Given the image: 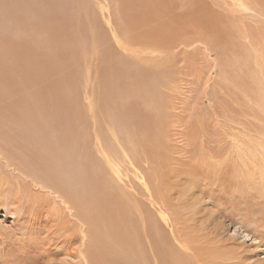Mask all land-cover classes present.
<instances>
[{"label":"rangeland","instance_id":"374dc122","mask_svg":"<svg viewBox=\"0 0 264 264\" xmlns=\"http://www.w3.org/2000/svg\"><path fill=\"white\" fill-rule=\"evenodd\" d=\"M232 1L0 0V106L7 109L0 107V115L8 116L6 121L0 116V148L6 149L3 152H10L14 150L13 146L19 144V137L14 130L12 132L11 126L3 127L2 122L9 123L11 120L24 126L29 123L41 126L43 124L39 121L44 116L54 119L55 123L62 116L71 132L78 128L83 138L80 144L85 145L84 154L92 159L85 160L87 172L97 179L86 180V184L96 192L90 188L87 191V194L95 193L88 196H91L89 200H94L88 203L89 206L95 205L88 209H91L88 212L89 239L92 242H89L88 256L91 264H137L142 252L147 255V264H176V259L171 262L169 257L174 252L179 253L175 246L179 243L183 247L187 243L190 250L193 248L198 255L184 248L181 254L187 251L189 256L185 262L200 264L203 260V264H209L203 249L211 247L209 252L215 256L213 258L224 260L229 256L226 246L236 244V247L242 248V240L236 241L235 237L230 239L224 234L227 231V234L236 232L233 224L247 219L249 223L252 221L250 224L246 222L250 231L257 228L264 231V0H243L252 8V12L245 13ZM8 108L11 110L8 111ZM94 135L98 137L96 140ZM13 140L16 141L11 144ZM97 140L107 151L118 149V144L123 146V150L130 151L128 158L132 164L156 153H160L161 157L163 153L165 157L170 155L167 157L176 164L179 161L176 162L175 158L185 163L187 155L189 159L186 163L190 157L200 159L199 162L203 160L201 164L193 160L198 167L203 164L202 172L198 167L199 170H194L197 168L194 165L191 167V162L190 168L195 172L191 174L190 171V180L181 176L184 186L180 182L176 191L172 190L176 196L182 192L177 198L183 200V206L186 204L189 209L197 206L195 210L198 212L193 218L199 220L190 222L188 235L180 242L168 237L167 228L160 224L161 219L159 221L156 215L157 204L147 202L146 194L135 189L134 183L131 185L132 167L125 160L128 171L120 169L119 175L115 176L103 156L94 150ZM231 141L241 142L239 148H245L244 154H240L242 148L232 147ZM22 144L27 145L23 140ZM233 153L241 155L238 157L239 160L243 158L244 166L232 164ZM209 158L218 162L212 163ZM113 161L119 168L123 165L122 159ZM186 163L184 165L188 168ZM206 164L211 171L205 168ZM143 165L141 167L145 168L146 165ZM216 165H221L217 169L218 175ZM203 170L209 173L210 178ZM251 170L258 172L257 175ZM196 171L203 174L192 179L191 175H198ZM202 177L209 180L208 184L204 180V185ZM90 180L96 184L94 188ZM215 180H219L218 183ZM192 181H197L198 187ZM191 183L196 187L193 184L189 189ZM202 187L204 192L209 191L208 195L201 193ZM139 208H143V213ZM202 211L209 213L201 216L205 215ZM140 215L144 219L156 215L147 222L142 219L146 229L151 228L162 237L153 235L154 238H150L152 253L148 251V242L144 240L141 243V239L135 238L137 230L142 227ZM10 221L12 216L7 214L5 217L0 207L3 229L0 237L3 241L5 239L4 244L0 241V249L7 246L11 250L13 248L5 253L7 257H3L7 264H21L24 245H29V241L26 240L23 245L13 236L10 238L2 233L14 227ZM96 227L101 236L106 235L102 231H110L107 235L112 243L106 236L98 237ZM127 227L129 229H125ZM206 227L215 228L217 234L213 228ZM192 228L195 233L198 232L196 236H191L194 233ZM209 232L216 235H208ZM222 234L225 236L220 240ZM33 244L37 245V241ZM216 244L224 247L220 249ZM220 250L221 253H215ZM164 260L167 262L164 263ZM250 260L244 259V263Z\"/></svg>","mask_w":264,"mask_h":264},{"label":"bare ground","instance_id":"6f19581e","mask_svg":"<svg viewBox=\"0 0 264 264\" xmlns=\"http://www.w3.org/2000/svg\"><path fill=\"white\" fill-rule=\"evenodd\" d=\"M232 3H233V5L238 7L240 10L244 11V13L247 12V11H251L252 12V8L248 4H246L245 1H243V0H233ZM218 5H219V3H218ZM260 16L262 17L261 14H260ZM237 29H238V27L236 28V30ZM159 51H161V50H159ZM159 53H161V52H159ZM140 55H139V57H140ZM153 55L155 56L156 54H153ZM133 56L135 57V55H133ZM140 75H142V74H140ZM161 81H163V80H161ZM173 88H174V86H173ZM115 102H117V101H115ZM41 104H43V103H41ZM1 108H3V106ZM11 108H12V106H11ZM3 109H5V108H3ZM9 109L10 108H8V111H9ZM39 109L41 110V107ZM5 110H7V109H5ZM8 111H5V112H8ZM2 112H4V111L2 110ZM45 112H46V110H45ZM8 115L10 116L9 112H8ZM0 116H1V118H4L5 121H6V118H8L7 114H6V116H7L6 118L4 117V115L3 116L0 115ZM31 117H33V116H31ZM60 117H61V119L58 120L55 123L54 119H50V118L48 119V117L44 116L39 121V124H43L41 126L40 125L36 126V125L30 124V123L27 126H24V125L20 124V122H17V123H16V121L12 122L10 119H8V121L10 120L9 123L4 122V123H7L6 125L3 122L1 123L3 127L4 126H8V125L11 126L10 129H12V132L14 130L16 137H19V140H18L19 144H16L15 147L13 145H10V146H13V148H12V150L14 149L13 151L10 150V152H3L6 149L1 150V148H0V166L3 167V171L6 170V174H3V171L0 170V200H1V202L3 200V203L0 202V207L3 208V213H4L5 217L7 216V214H10L12 216V221H10V222L13 223L12 226H14V227H12L10 229H7V231L4 230V232H2V233L5 236H6V234L9 237L13 236L15 241L17 240L18 242H22L23 245H24V242L26 240L29 241V245L28 244L24 245V246H26L25 247V254H23V256L21 257V258H24V260L19 258L20 260H23V262L21 264H30V263H32V264H40L41 263L42 264L43 261H44V264H91L90 256H88L89 242H91L90 239H89V229H90L89 227H90V225H89V221H88L89 220V216H88L89 213L88 212L91 211V209L90 210H88V209L89 208H94L95 207V205H94L95 202H94V204L92 203L94 206H92V205H91L92 207L89 206V204L92 201H94V200H92V199H91L92 201L89 200L91 196L88 198V196L90 195L89 193H93V192H89L87 194V191H88V189L90 187L86 184V180H87V178L88 179L92 178L93 181H95L97 179L96 178L94 179V176H91V175H93L92 173L90 174L89 172H87L86 166L88 167V164L85 163V160L88 161V159H91V158H89L86 155V153L84 154L85 145L84 144H80V142H81V140H83V138H82L81 134H79V132L77 131L78 128H76V130L74 129L73 130L74 132H71V130L67 126V124H68L67 120H63L62 116H60ZM119 120L120 119H118V121ZM114 127H117V126H114ZM108 130H109V128H108ZM97 132H96V134H97ZM23 133H25V134H23ZM56 134L57 135L60 134L59 137H57ZM103 134H105V133H103ZM12 136H14V134ZM110 136H108V137H110ZM97 138L98 137L95 136V140ZM12 139H13V137H12ZM0 140H1L0 142H2V139H0ZM22 140H23V142H25L27 144L26 146H24L22 144ZM115 140H116V142H118L117 138H115ZM15 141L16 140H13V142H11V144H13ZM108 141H110V139H108ZM3 142H5V139H4ZM231 142H232L231 143L232 147L236 146L237 147L236 149H238V150L242 148V147L239 148L240 147L239 145L241 144V142H239V143L237 142L238 144L235 141H231ZM256 144L257 143H255V146H257ZM159 145H161V144H159ZM243 145H244V143H243ZM5 147H6V145H5ZM122 147L123 146L118 144V149L115 148L116 149L115 150L114 148H112L113 151H107V150H104L102 148V143L99 140H97V145H95L94 150L98 153V155L103 156L102 158H104V160L107 162V164L109 165V168H111V170L113 171V174L115 176L119 175L120 169L123 170V168H125L126 172L128 171L127 163L129 164V166L132 167L133 179L130 178V180L132 179L133 182L131 181V185H133V183H134L133 186L135 187V189L137 188L138 191H142L143 193L146 194L147 202L157 204L158 213H156V215L158 214L159 221H160V219L162 221V223L160 221V224L161 225L162 224L165 225V228H167L166 232L168 233V237H172L174 239V242H176V241L180 242V239L182 237H184V236L189 234L188 231L190 229V226H189V224H191L190 222L193 221V223H196L197 220H199V218H197V219L193 218V217H195L194 215L196 214V211H197L195 209H196L197 206L196 207L194 206V209H192V208L189 209V207H187L186 204H184V206H183V200L177 198V196L180 195L182 192H180V193L177 192L179 194H177V196H176V194L175 195L172 194V190L174 189L176 191L178 186L181 185L180 184V182L182 181L181 180V176H184V179L190 180V178H191L190 177V171H191V174H192L193 172H195L194 170H199L198 168H200V171L202 172L201 168H203V164L200 167H198V163H196L197 165L196 164L194 165L195 161L193 162V160H196V162H199L200 159L197 160V159H194V158L190 157V160L191 159L192 160L191 161L189 160L190 163L187 162L188 163V165H187L186 160L189 159V157L187 155L186 157L188 159H186V157H185L186 160L184 159L185 163H186V165L188 167V168H186L185 165H184L185 163H182L181 159L177 160V158H175L176 162L179 161V164L178 163L176 164L175 162H173V160H171L170 157H167V156H170V155H167L165 157L163 155L164 154L163 153L164 150H163V152H161V153H163L162 154L163 157L159 156V155H161L160 153H156V154L150 155L149 157L145 154L147 156V159L145 157V159L143 161H139L138 160V161H136L135 163L132 164L130 162L129 158H128V154L130 153V151L128 150L129 152H126L125 150H123ZM253 147H254V145H253ZM104 148H107V147L105 146ZM262 148L263 147L261 146V149ZM126 149H128V148H126ZM244 149L245 148L243 147L242 151L239 150L240 154L244 152ZM86 150H87V147H86ZM262 150L264 151V149H262ZM263 151H261V152H263ZM131 153H133V152H131ZM136 154H138V153H136ZM240 154L233 153V155H232L233 159H231L232 160L231 162H233L232 164L238 163V165H239V164L244 163L243 162V158L242 159L240 158V160H239V157L241 156ZM175 155H177V154H175ZM189 155H191V154H189ZM191 156H193V155H191ZM179 157H181V155ZM99 159H101V158H99ZM113 159H122L123 165H121V167L119 168L118 165L116 164V162L113 161ZM125 160L127 161V163L125 162ZM209 160H210V162L212 160L213 161L212 163L217 161L215 159H210V158H209ZM209 160H206L207 164H209V162H208ZM202 161H200L199 164H201ZM180 162L184 166H182V165L180 166ZM191 162L193 164H191ZM142 163L144 165H146V166L143 165L145 168L141 167ZM190 164H191V167L194 165L196 168L197 167L198 168L197 169L194 168V170H192V168H190ZM207 164L204 165L206 169L209 168L208 167L209 165H207ZM220 166L216 165V167H217L216 170L218 168H220ZM242 166H244V165L242 164ZM253 166H255V165H253ZM89 168H90V166H89ZM187 169H191V170H187ZM207 170H208V172L211 171L209 169H207ZM213 170H215V169L213 168ZM218 171L219 170H217V175H218ZM251 171H252L253 174L258 173V172L254 171V170H251ZM196 172L198 173L199 171H196ZM204 172H206L205 174L208 176L209 173L207 174V171L203 170V173ZM214 172L215 171H213V173ZM87 173H89L88 174L89 176L87 175ZM181 173L183 175H181ZM203 173H198V175H194L195 174L194 173L193 175H191L192 179L193 178L197 179V177L201 176ZM222 173L224 175V171ZM222 173H220V174L222 175ZM241 173H243V172H241ZM259 174H261V173H259ZM263 174L264 173H262V175ZM206 175H204L203 177H206ZM217 175H216V178H217ZM203 177H202V179H203ZM219 177L220 176H218V178ZM206 178L203 179V180L201 179L202 182L204 180H205V183L207 181H209L208 179L206 180ZM208 178H210V177L208 176ZM254 178H255V176L253 177V179ZM219 179H221V177ZM93 181L90 180V182L93 184V185L92 184H90V185H92V187L94 188V185H96V184L93 183ZM216 181L217 180H215V182ZM218 181L216 183H218ZM254 181H255V183H257L256 180H254ZM192 182H195V184H196L197 181H192ZM215 182H214V184H216ZM205 183H204V185H205ZM53 184H55L57 187L55 185H53ZM182 184L184 186V183H182ZM193 184L191 186H189V189H190V187L193 186ZM195 184H194V186H195ZM206 184H208V182ZM209 185H211V184H209ZM196 186H197V184H196ZM23 187L25 189L27 188V190H24ZM96 187H95V189H96ZM109 187H111V186H109ZM208 189H210V188H208ZM181 190H183V189H181ZM197 190L199 191V188ZM201 190H200L201 193H203L204 192L203 191L204 190L203 187H202ZM91 191L95 192V190H93V189H91ZM104 191H103V193H104ZM123 191H125V189ZM210 191H212V190L210 189ZM108 192H106V193H108ZM169 192H170L171 195H169ZM205 192H206V190H205ZM207 192H209V191H207ZM207 192L205 194L208 195ZM95 193H93V194H95ZM103 193H102V195H103ZM189 193H190V190H189ZM211 193L213 194V192H211ZM245 193H247V192H245ZM205 194H203V195H205ZM210 196H211V194H210ZM107 197L108 196H106V198ZM101 198H103V197H101ZM181 198H183V196ZM212 198H213V196H212ZM183 199H186V198H183ZM87 200H89V202ZM95 201H96L97 204H99V202H97V200H95ZM196 201H197L196 203L198 204L199 201L197 199H196ZM213 202H214V200H213ZM204 203H206L205 200H204ZM113 204H114V202H113ZM188 206H189V204H188ZM198 206H199V204H198ZM11 207H13V208H11ZM142 210H143V208H141L139 211L142 212ZM136 211L138 212V210H136ZM94 213H95V211H94ZM99 213H101L100 210H99ZM201 213H204V211H202ZM208 213L205 212L204 213L205 215H201V214H199V215L206 216V215H208ZM96 216L98 217L99 214L96 215ZM155 216H153V217H155ZM100 217H102V216H100ZM134 217H136V216H134ZM153 217H147V219H144L142 217V215H140V218H141L140 220L144 219L147 222L150 219H152ZM196 217H198V214H197ZM208 218H210V216ZM254 218H253V220H254ZM242 219H243V217H242ZM97 220H98V218H97ZM115 220H113V221H115ZM184 220H186V222ZM246 220H243V222H239V223L237 222L238 226L233 224V223H231V224H233V226H235L236 229L235 228L234 229L236 230V232H230V234H227L229 231H227V233L224 232V234L227 235L226 237H228L230 239H231V236H232V237H235L233 239L236 240V241L237 240L238 241L242 240L241 244L243 245V246L241 245L242 248H238L239 246L236 247V244L234 246H232L233 245L232 243H231L232 245H230V246H226L225 245L226 246L225 250H227V253H229V256L225 257L224 260H222V258L214 259L215 256H212L211 255L212 253L210 254V252H209L210 250L209 249L211 247L209 248L208 245H207L208 249L206 248V250H204L203 247L201 248V250L203 249L202 250L203 252H205V251L207 252V253L205 252V254L203 252L202 253H203V255L207 254L206 259H209V262L211 264H246V263H244L245 262L244 259L245 260H250L251 259L250 262L247 263V264H264V231L262 230V228L264 226L263 227L261 226V230L263 232L259 231L260 228H259V230H257L258 229L257 228V229H253V230L250 231V229L247 228L248 225L246 224V222H247ZM236 221H238V219ZM239 221H241V218L239 219ZM94 222H96V221H94ZM98 222L99 221H97L96 223H98ZM233 222H235V220ZM125 223H126V221H125ZM206 223H207V220H206ZM247 223L250 224L249 221ZM139 224H138V228H139ZM207 224H209V223H207ZM132 225H134V224H132ZM198 225L199 224H197V226ZM216 225H218V224H216ZM222 225L220 224V227ZM193 228H192V230H193ZM206 228L209 229L210 227H206ZM212 228L213 227H211L210 230H212ZM125 229H129V228L127 227ZM214 229L215 228H213V230ZM2 230L3 229L1 228V223H0V232ZM210 230H208V231H210ZM113 231L115 233V230H113ZM100 232L101 231L99 230V228L96 227V235L98 237L106 236L108 238L107 234L110 231H102V233H106V235H103V236H101L99 234ZM193 232H194V230H193ZM203 232H205V230ZM217 232H218V230H217ZM217 232H216V234H217ZM197 233L194 232L191 236H196ZM231 233H233V234H231ZM211 234H213V233H210L208 235H211ZM93 235H94V233H93ZM153 235L156 238H162V237H160L158 232L152 230L151 228H147L146 229L144 227V223H143V220H142L141 230L140 231L137 230L135 238L136 239H141V241H142L141 243H143L144 240H145V242H148V245H149V250L148 251L150 253L153 252L152 242H151V239H150V238H154ZM198 235L200 236V234H198ZM8 236H7V238H8ZM224 236L225 235L222 234V237L219 238V239L222 240ZM109 237H110V235H109ZM7 238H6V240H7ZM108 239H110V238H108ZM200 239H201V237H200ZM110 240H109V242L112 243V240L111 241ZM225 240H227V239H225ZM0 241L3 244L5 243L4 242L5 239L3 241L2 237H0ZM34 241H37V245L33 244ZM171 242H172V240H171ZM203 242H204V245H205V241H203ZM26 243H27V241H26ZM18 244H20V243H18ZM185 244H184V247L180 243L176 244V245L174 244L178 248L179 253L173 251L174 253H172L171 257H169V259H171V262L173 261V259H176V261H177L176 264H190L187 261L185 262L186 258L189 257L188 254H187L188 252L185 251L183 254H181L183 252L184 248L187 249L188 251L192 250V253H194V255H196L198 257L197 253H195V251H193V248H191V250H190V248L188 247L187 243H185ZM189 244L191 245V242H189ZM216 245H218V244H216ZM108 246H107V248H109ZM220 246H222V245H220ZM223 247H221V248H223ZM218 248H220L219 245H218ZM135 249L137 251V247ZM139 249H140V247H139ZM172 249L175 250L174 248H172ZM10 250H11L10 246L2 247L0 249V255L2 256V257L0 256V264H7L6 258L4 259L3 255L5 257H7L6 254L8 252H10ZM12 250H13V248H12ZM126 250H127V248H126ZM123 251H124V248H123ZM222 251H223V249H222ZM132 252L133 251H131V253ZM215 253L216 254L217 253H221V250H220V252L215 251ZM224 253H225V251H224ZM28 254H30V255H28ZM126 254H127V252H126ZM134 254L138 255L135 252H134ZM216 254H214V252H213V255H216ZM141 255L142 256L139 259V261L137 262V264H147L146 263V259H147L146 253L142 252ZM8 256L11 257V255H8ZM196 256H194V257H196ZM199 258L201 259L202 257L200 256ZM96 262H97V260H96ZM165 262H167V261L164 260V263ZM17 264H19V262ZM200 264H203V260L200 261Z\"/></svg>","mask_w":264,"mask_h":264}]
</instances>
